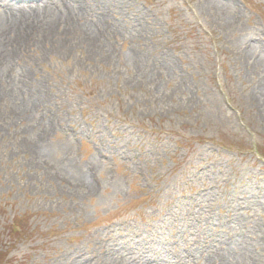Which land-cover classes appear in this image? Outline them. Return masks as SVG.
Returning a JSON list of instances; mask_svg holds the SVG:
<instances>
[{"label": "rangeland", "instance_id": "1", "mask_svg": "<svg viewBox=\"0 0 264 264\" xmlns=\"http://www.w3.org/2000/svg\"><path fill=\"white\" fill-rule=\"evenodd\" d=\"M84 1L0 80V264H264V0Z\"/></svg>", "mask_w": 264, "mask_h": 264}, {"label": "bare ground", "instance_id": "2", "mask_svg": "<svg viewBox=\"0 0 264 264\" xmlns=\"http://www.w3.org/2000/svg\"><path fill=\"white\" fill-rule=\"evenodd\" d=\"M32 3H28L31 2ZM53 0H0V6H3L5 4V7L0 11V80H9L12 82V72L9 68V65L11 61L13 60V52L15 50V46L13 43L16 44V49L19 48L20 42L17 41L16 35L22 34L26 28L32 27H38L39 33L44 32L42 28L49 29V27L52 26V24L59 22L63 15H65L63 8L61 9L57 4L51 5ZM77 1V0H73ZM20 2L25 3L27 7H20ZM80 2V11L81 15L85 16L87 15L91 10L92 6L88 2H85L84 0H78ZM19 3V4H18ZM16 7V8H15ZM65 9H67V5L63 6ZM84 10V11H83ZM100 16L107 14V11L104 9V7L99 8ZM69 19H76V16H70L68 13L66 14ZM77 20V19H76ZM51 25V26H50ZM19 30L18 33H16ZM104 31H99V35L102 36ZM13 34H15L13 36ZM99 36V37H100ZM17 41V42H16ZM13 84L16 85V87L22 89L25 86L24 81L13 78ZM237 193V192H236ZM240 193V192H239ZM243 193V192H242ZM241 195V194H240ZM236 196V195H235ZM197 219H193L192 221H189V223L198 222ZM218 222H226L227 225L232 229V220L228 219H219ZM188 223V224H189ZM207 223V221H206ZM187 224V225H188ZM179 229L183 230L184 226L176 227V230ZM107 245H115L116 240L113 236H108L107 238ZM235 244L241 251V257L244 259L249 257V242L246 238V233L238 232L236 234V237L234 239ZM125 251V250H123ZM203 249H196V250H186L183 249L181 251H176L173 253V255L169 254H161L159 252H156V250H150V251H144L142 253L140 250H137V260L135 261L136 264H181L183 258L182 255L185 257H193L196 255L203 256L206 254V258L208 261V264H210L211 261H215L214 259V252L212 251H206Z\"/></svg>", "mask_w": 264, "mask_h": 264}]
</instances>
